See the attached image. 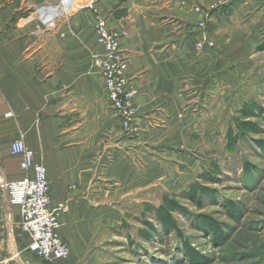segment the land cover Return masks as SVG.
I'll return each instance as SVG.
<instances>
[{
  "label": "crops",
  "instance_id": "crops-1",
  "mask_svg": "<svg viewBox=\"0 0 264 264\" xmlns=\"http://www.w3.org/2000/svg\"><path fill=\"white\" fill-rule=\"evenodd\" d=\"M46 1L0 0V253L20 254L10 264H51L28 251L20 213L1 187L27 175L23 156L11 152L14 141L32 149L47 170L53 202L66 206L60 235L70 244L91 237L94 207L135 186V155L138 173L149 174L148 143L169 130L188 134L199 104L212 99L208 82L221 63L217 57L227 56L194 49L200 12H210L212 28H227L221 23L229 21L228 44L238 51L252 46L264 27V0H234L217 9L210 7L221 0H102L100 12L120 35L125 71L137 91L139 133L128 136L104 91L94 17L64 13L46 29L33 20Z\"/></svg>",
  "mask_w": 264,
  "mask_h": 264
},
{
  "label": "rangeland",
  "instance_id": "rangeland-1",
  "mask_svg": "<svg viewBox=\"0 0 264 264\" xmlns=\"http://www.w3.org/2000/svg\"><path fill=\"white\" fill-rule=\"evenodd\" d=\"M101 1L77 0L66 6L65 15L86 12L95 19L101 13ZM200 13L203 17L196 41L207 35L214 47L201 52L194 44V49L200 56L207 52L227 56L217 57L221 63L216 64L208 82L214 88L212 99L199 104L188 134L174 135L169 130L148 143L149 174L138 173L141 157L135 155L139 174L135 186L118 190L108 204L94 207L97 222L91 237L77 238L71 244L70 257L58 261L264 264V27L252 46L238 51L228 44L229 21L221 23L227 28L220 30L218 24L212 28L208 25L210 12ZM238 53H246V57H234ZM226 61H230L227 68L219 67ZM243 121L255 124L257 129L241 128ZM121 126L123 134L128 135ZM230 131L237 136L233 149L228 146ZM138 133L139 127L133 136ZM191 186L205 189L196 193L201 202L189 196ZM166 196L181 207L173 212L177 228L169 232L150 210L151 206H160ZM210 221L220 235L210 227ZM188 249L199 259L194 261Z\"/></svg>",
  "mask_w": 264,
  "mask_h": 264
},
{
  "label": "built area",
  "instance_id": "built-area-1",
  "mask_svg": "<svg viewBox=\"0 0 264 264\" xmlns=\"http://www.w3.org/2000/svg\"><path fill=\"white\" fill-rule=\"evenodd\" d=\"M234 0H221L213 5L217 9ZM46 1L34 10L33 20L40 26L51 29L56 26L57 20L65 13L60 14L54 8L60 4ZM94 29L97 42L103 47V53L97 56L96 62L100 67L104 81L109 106L121 120L128 135H133L137 129V107L134 98L137 91L129 84L125 71L127 58L125 57L119 33L111 26L108 16L98 13L94 19ZM214 47V42L207 35L197 40L195 48L204 51ZM12 154H21V167L27 175L21 179L5 182L9 202L20 213V230L29 237L28 251L35 257L56 262L68 258L72 253L71 244L59 233L66 206L55 204L51 194V184L48 180L44 165L36 162L34 152L23 140H16L11 146ZM16 253L11 257H3L0 253V264H10L19 258Z\"/></svg>",
  "mask_w": 264,
  "mask_h": 264
},
{
  "label": "trees",
  "instance_id": "trees-1",
  "mask_svg": "<svg viewBox=\"0 0 264 264\" xmlns=\"http://www.w3.org/2000/svg\"><path fill=\"white\" fill-rule=\"evenodd\" d=\"M124 13H125V10L122 11L120 14H116V15L121 16ZM243 111L252 112V109L244 108ZM240 127L245 128V129H250V128L257 129L256 125L249 122V121H243L242 123H240ZM229 136L230 137H229L228 146L233 149L237 143V136L236 135L232 136L231 131L229 133ZM199 190L203 191V192L205 191V189H203V188H197L195 186H191L189 196H192L194 200L201 202V200L196 197V193L200 192ZM180 208H181L180 204L177 201H175V199L169 198V196H166L160 206H158V207L151 206L150 210L155 212V216H156L157 220H159V222L162 224L164 230L169 232L170 230L177 228V222H176V219L173 217V212L180 209ZM206 223H208V221ZM149 225L152 228H154L150 223H149ZM209 225L211 228L215 227V223H213L211 221H210ZM215 229H216L217 234L220 235V233H221L220 230L217 227H215ZM146 236H151V234L147 233ZM189 250L190 249H188V255L194 261L198 260L199 259L198 255H196L191 250L190 251Z\"/></svg>",
  "mask_w": 264,
  "mask_h": 264
},
{
  "label": "bare ground",
  "instance_id": "bare-ground-1",
  "mask_svg": "<svg viewBox=\"0 0 264 264\" xmlns=\"http://www.w3.org/2000/svg\"><path fill=\"white\" fill-rule=\"evenodd\" d=\"M63 5L61 6V4L54 8L57 12H59L60 14H63L64 12H66V6L69 4H74L77 3V0H63Z\"/></svg>",
  "mask_w": 264,
  "mask_h": 264
}]
</instances>
